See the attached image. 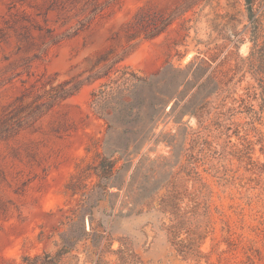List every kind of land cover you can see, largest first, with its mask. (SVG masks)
I'll return each mask as SVG.
<instances>
[{"label": "rangeland", "instance_id": "374dc122", "mask_svg": "<svg viewBox=\"0 0 264 264\" xmlns=\"http://www.w3.org/2000/svg\"><path fill=\"white\" fill-rule=\"evenodd\" d=\"M142 8L174 21L155 38H128ZM254 9L264 14V0ZM255 42L245 0H0V264L55 255L64 235L83 239L60 264H264ZM202 59L210 67L196 75ZM116 62L189 75L176 112L173 100L153 140L108 181L97 168L121 141L91 95ZM64 82L80 90L29 117Z\"/></svg>", "mask_w": 264, "mask_h": 264}, {"label": "trees", "instance_id": "16d2710c", "mask_svg": "<svg viewBox=\"0 0 264 264\" xmlns=\"http://www.w3.org/2000/svg\"><path fill=\"white\" fill-rule=\"evenodd\" d=\"M245 2L248 18L251 22L252 36L256 41L254 51L249 57L250 66L252 69L259 71L258 64L264 61V44L260 45L257 42L261 37L264 38V14L256 13L254 9L256 0H245ZM153 19L147 8H142L132 21L123 27V32L128 38L143 37L152 39L166 32L174 21L171 15H157V19ZM118 63L116 62L109 67L99 77V79L106 80L91 95V105L108 124V134H118V139L121 141L120 144H109L107 146V152L118 157L108 158L103 156L97 168L99 177L108 181L117 175L125 165L131 164V157L140 154L145 146L153 140L161 125L166 123V119L170 115L167 113V109L173 100L176 101L169 110L171 114L176 112L180 101H182L181 98L179 99L182 94L180 88L185 86L189 75L185 73V77L180 80L179 77L184 74V71L174 70L173 77L167 79V73L164 70L152 76H144L130 67L120 66ZM205 65L210 67L208 62L202 59L195 68V74L200 75L199 70H202ZM193 66L191 65L189 68L191 69ZM69 83L64 82L57 88H51L46 92L47 101L35 105L29 113V117L40 116L49 111L56 102L76 95L80 90V85L68 88ZM201 110V107L196 108L195 112L191 113L197 115ZM184 113V111H181L177 119ZM17 125H20V123ZM8 132L9 129L1 130L0 135ZM161 134L162 131L159 136ZM120 161L128 163L123 162L118 166ZM89 215L93 223V210L89 212ZM131 215V213L120 212L115 216L126 218ZM171 237L174 246L179 247V243L176 241L177 232L171 233ZM82 239L64 235L61 238L62 248L55 255L44 252L43 255H37L33 258L27 256L23 259V262L25 264H60L62 258L70 254Z\"/></svg>", "mask_w": 264, "mask_h": 264}]
</instances>
